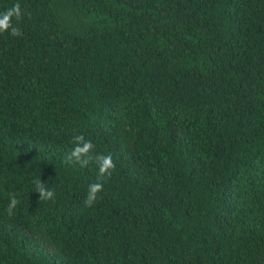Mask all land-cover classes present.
Listing matches in <instances>:
<instances>
[{
  "label": "trees",
  "instance_id": "obj_1",
  "mask_svg": "<svg viewBox=\"0 0 264 264\" xmlns=\"http://www.w3.org/2000/svg\"><path fill=\"white\" fill-rule=\"evenodd\" d=\"M16 3L21 35L0 33V264H264V0L0 12ZM81 134L115 163L90 207L98 167L68 159Z\"/></svg>",
  "mask_w": 264,
  "mask_h": 264
},
{
  "label": "clouds",
  "instance_id": "obj_2",
  "mask_svg": "<svg viewBox=\"0 0 264 264\" xmlns=\"http://www.w3.org/2000/svg\"><path fill=\"white\" fill-rule=\"evenodd\" d=\"M21 8L20 4L16 3L11 8L0 12V33L9 32L12 36L21 35L20 29L13 25L12 20L15 18L17 21L21 18ZM72 143L75 147L72 149L68 159L75 160L79 162L82 166H87L90 161H95L98 167V181L95 183H90L88 185V192L84 204L86 207L92 206V204L97 199V194L103 191V183L100 179L108 178L112 176V171L115 169V163L111 154H96L92 155L95 145L91 140H85L84 136L76 135L72 138ZM35 184V192L39 194V200L48 201L53 200L55 193L46 187L45 182L41 179H36L33 181ZM19 200L15 194H10L9 204L6 208V212L11 216L16 209Z\"/></svg>",
  "mask_w": 264,
  "mask_h": 264
}]
</instances>
